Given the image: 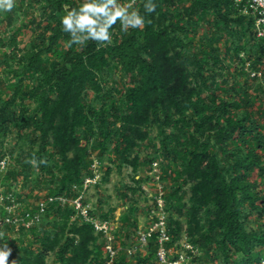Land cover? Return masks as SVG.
<instances>
[{"label":"trees","instance_id":"1","mask_svg":"<svg viewBox=\"0 0 264 264\" xmlns=\"http://www.w3.org/2000/svg\"><path fill=\"white\" fill-rule=\"evenodd\" d=\"M154 2L156 11L147 14L145 0H118L151 22L125 32L117 20L111 43L89 40L71 48L60 17L65 5L77 7L79 0H15L11 11L0 12V160L8 156L16 165L0 173V182L15 184L24 170H33L39 180H52L47 196L71 199L84 178L93 177V159L101 174L94 187L108 178L107 159L130 167L135 194L146 180L139 168L151 173L156 163L167 187L172 240L185 236L202 251L195 264H247L255 249L264 248V122L252 111L262 98L255 100L236 81L234 96L220 95L232 77L222 56L249 77L247 61L264 69V40L234 0ZM17 11L30 19L15 27ZM25 33L31 34L27 40ZM251 79L264 90V70ZM23 137L17 154L7 153L5 144L20 145ZM145 149L150 153L142 156ZM171 176L178 179L172 187ZM73 215L72 207L56 201L29 230L5 227L0 246L12 249L8 264H48L51 256L53 264H104L101 237ZM121 224L112 264H158L152 243L127 256L138 227L136 220ZM10 230L17 245L6 241Z\"/></svg>","mask_w":264,"mask_h":264},{"label":"built area","instance_id":"2","mask_svg":"<svg viewBox=\"0 0 264 264\" xmlns=\"http://www.w3.org/2000/svg\"><path fill=\"white\" fill-rule=\"evenodd\" d=\"M136 0H131V3ZM239 7L242 15L248 16L253 20V31L257 39L264 40V0H234ZM261 64L251 67L250 62H246L244 70L249 74L250 78L260 79L263 75V67ZM8 158L0 160V173H5L8 166ZM157 164L153 163L151 171L152 178L156 186V192L149 195L151 201V210L149 224L144 227H138L136 232V245L134 247H126L127 256L132 255L136 250L141 251L147 248L151 243L155 246V258L158 264H195L194 259L202 255V251L190 244L185 236H181L178 240L173 241L168 228V212L166 210L165 197L167 195V187L163 183L158 170ZM93 177H85L82 184V190L74 198L67 199L64 196H45L37 200L32 205H28L16 199L13 193L0 191V235L3 234L5 227H23L29 230L31 227L42 222V218L46 212L48 204L60 202L67 204L74 209L72 221L82 220L91 223L95 234L101 237L103 249L105 253L104 264H112L119 244L115 239V230L109 219L104 220L91 213L89 203L83 198L88 188L94 185L100 179L99 164L96 159L90 164ZM159 184V185H158ZM76 188V187H74ZM212 264V263H210ZM260 264H264V258H261Z\"/></svg>","mask_w":264,"mask_h":264},{"label":"rangeland","instance_id":"3","mask_svg":"<svg viewBox=\"0 0 264 264\" xmlns=\"http://www.w3.org/2000/svg\"><path fill=\"white\" fill-rule=\"evenodd\" d=\"M129 10L131 11V8ZM16 16H17V20L13 24V26L15 27L21 26L22 23H26L30 19V16L26 11L23 14L22 13L19 14V12L17 11ZM30 36L31 34L25 33L23 35V38L27 40ZM197 40L199 44L201 40L199 38ZM240 56L242 57V59L248 58V54H245L243 52L240 53ZM222 59L225 61V66L227 68L229 67L228 69L232 67L230 69V74H232V77L234 78L232 77L228 78L229 79L228 84L223 86L224 90H221L220 95L223 97L229 96L230 94L234 96L236 93L235 87H237L233 85L235 81L237 82V85L240 88H243L245 85H247V89L249 90L253 98H255V100H257L256 95L259 96L261 95L260 97L262 98V102L256 103V106H254L255 110L252 109V111L259 118L260 120L259 123L262 124V122H264V116H263L264 90L263 89L261 91L256 90V87L254 86L256 80L249 78L245 74H242L240 71L239 64L238 65L233 64L232 60L225 56H222ZM2 91H5V88L2 89L1 92ZM25 141H26V137L25 138L23 137L20 140V145L14 146L12 144L10 148L7 146L6 143L5 150L7 151V153L9 152L12 153L13 155H16L19 149L25 145L24 144ZM149 153L150 150L145 149L142 151L141 155L144 156ZM102 165L103 168L108 166L111 169L108 178H106L105 181L101 182L97 187L88 188L87 192L84 194L86 198H83L86 201V203H89V206L93 208L94 214L96 213L97 216H100L101 214H104L107 211H111L112 214L109 220L111 221L112 224H114L113 230H115L116 232H118V229L121 228L122 225L121 222H123V220L124 221L136 220L137 227H144L145 225H147V223L149 222L150 210L152 205L149 198V195L151 194L150 189L156 186L154 179L152 180V174L150 172H147L145 167L141 166L138 170V174L143 177H146V180L145 182L142 183V192L141 193L137 192L135 194L134 193L132 194L130 188L136 186L134 181L132 180L134 174L130 169V167L124 165L119 166L115 164H110L107 161V159L103 160ZM14 167H16V165L11 161H9L7 169H11ZM22 179L24 180L21 181L20 179L15 184L7 185V186L0 182V191H7V190L12 191L13 189L12 193H15L14 196L16 199L19 198L22 201V203H25V205L26 204L32 205L34 202H36L38 197L47 196L48 192L53 189L52 180H48L46 182L44 180L42 181L39 180V178L36 176L33 170H27V169L24 170ZM169 179H170V183H169L170 187L177 185V181H178L177 178L171 176V178L169 177ZM184 191L186 193L184 194L183 201L186 202L189 192L188 186L184 188ZM100 198H102L101 203H99ZM136 209H138L139 212L136 213ZM5 238L7 243H10L12 245L18 244L17 236L12 230L8 231L7 234H5ZM24 240H26L28 244H31L32 242V240L27 235L24 236ZM118 246L121 247L120 244ZM260 255L263 256L264 258V248L255 249L253 257H250V260L247 264H254L255 260ZM53 259H54L53 256L49 257L48 264H53L54 263Z\"/></svg>","mask_w":264,"mask_h":264},{"label":"clouds","instance_id":"4","mask_svg":"<svg viewBox=\"0 0 264 264\" xmlns=\"http://www.w3.org/2000/svg\"><path fill=\"white\" fill-rule=\"evenodd\" d=\"M15 6V0H0V12L11 11ZM145 13L151 14L156 11L154 0H145L143 4ZM130 4L121 5L118 0H79L77 7L64 6V14L60 17L62 30L69 34L67 47L73 44L85 46L89 40L111 43L112 32L110 29L120 21V28L127 32L129 28H143L151 21L141 14L138 8L131 11ZM46 161L41 160L40 163ZM33 165L37 161H31ZM12 249L4 244L0 246V264H8V258ZM14 264V261H13Z\"/></svg>","mask_w":264,"mask_h":264}]
</instances>
